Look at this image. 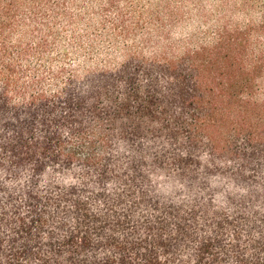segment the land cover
<instances>
[{
  "label": "trees",
  "instance_id": "trees-1",
  "mask_svg": "<svg viewBox=\"0 0 264 264\" xmlns=\"http://www.w3.org/2000/svg\"><path fill=\"white\" fill-rule=\"evenodd\" d=\"M77 2L0 0V264H264V21L62 78Z\"/></svg>",
  "mask_w": 264,
  "mask_h": 264
},
{
  "label": "rangeland",
  "instance_id": "rangeland-1",
  "mask_svg": "<svg viewBox=\"0 0 264 264\" xmlns=\"http://www.w3.org/2000/svg\"><path fill=\"white\" fill-rule=\"evenodd\" d=\"M99 2L103 1L73 4L71 11L75 14L85 4L75 27L57 22L58 38L46 52L40 69H61L63 78L71 72L118 66L126 49H140L147 56L159 49L179 54L212 43L223 25L245 27L264 21V0H119L117 5L127 21L138 23L135 34L126 37L109 31L118 8L106 10ZM103 20L107 34L101 31ZM159 25L164 29L157 31Z\"/></svg>",
  "mask_w": 264,
  "mask_h": 264
}]
</instances>
